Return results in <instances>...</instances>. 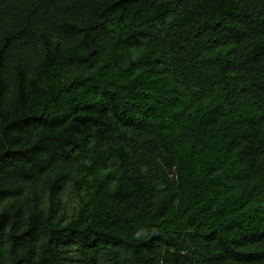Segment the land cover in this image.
Listing matches in <instances>:
<instances>
[{"label":"trees","instance_id":"16d2710c","mask_svg":"<svg viewBox=\"0 0 264 264\" xmlns=\"http://www.w3.org/2000/svg\"><path fill=\"white\" fill-rule=\"evenodd\" d=\"M0 264H264V0H0Z\"/></svg>","mask_w":264,"mask_h":264}]
</instances>
